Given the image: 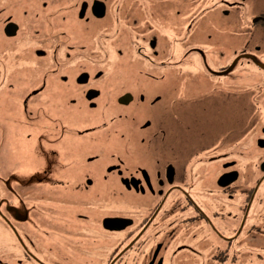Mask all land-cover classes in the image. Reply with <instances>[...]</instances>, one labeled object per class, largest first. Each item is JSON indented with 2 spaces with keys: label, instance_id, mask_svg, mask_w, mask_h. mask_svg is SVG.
I'll list each match as a JSON object with an SVG mask.
<instances>
[{
  "label": "flooded vegetation",
  "instance_id": "flooded-vegetation-1",
  "mask_svg": "<svg viewBox=\"0 0 264 264\" xmlns=\"http://www.w3.org/2000/svg\"><path fill=\"white\" fill-rule=\"evenodd\" d=\"M259 119L264 0H0V264H264Z\"/></svg>",
  "mask_w": 264,
  "mask_h": 264
},
{
  "label": "rangeland",
  "instance_id": "rangeland-1",
  "mask_svg": "<svg viewBox=\"0 0 264 264\" xmlns=\"http://www.w3.org/2000/svg\"><path fill=\"white\" fill-rule=\"evenodd\" d=\"M177 81V86L175 87V90H185V89H192V87L191 88H189L190 86H193V85H191L192 83H183L184 81L183 80H176ZM197 83H200V82H197ZM198 86L199 87H202V88H207V87H213V83H211V82H209V85L207 84V85H200V84H198ZM228 89V87H226V90ZM226 98V100H227V103H225L223 106H225V107H221V109H222V111H221V114L224 116V118H225V120L227 121L228 120V126H229V128H228V131L230 132V142L233 140L232 139V132H234L235 130L232 128L231 129V126H234L235 124H236V122L234 121V120H232V118H234V116L233 115H235V112H236V109H234V105H230V106H228V103L230 102V98L228 97V95L225 97ZM233 99V98H232ZM212 115H213V117L215 116V114L214 113H212ZM217 115H219V113L217 114ZM246 121V120H245ZM258 125H263L264 124V119L261 121L260 119L259 120H257V121H255ZM259 122V123H258ZM251 123H249L248 121L246 122V124H245V129H252L253 127H255V123H252L251 125H250ZM258 125H257V127H258ZM256 128V127H255ZM183 133V132H182ZM233 144H235V143H233L232 142V145ZM28 203H31V201L30 202H28ZM53 206H51V208H52ZM29 216H31L30 214H28ZM29 223H30V231H31V234L34 236V238H36L37 239V242L39 243V242H42L41 240H43V237H42V231H39V229H38V227H35V226H33V224H34V220L33 219H29ZM57 239V238H56ZM56 239H55V241H56ZM67 239L69 240V238L67 237ZM72 240V239H71ZM54 241V238L52 237L51 238V242H53ZM59 241L60 242H62L63 241V238H60L59 239ZM70 247L72 248L71 249V251L69 250V252H67L68 250L67 249H65L64 251H63V253L65 254V255H69V257L71 258V260L72 261H74V259H77V261H78V263L80 262V263H83L84 262V257L83 256H81L80 255V253H79V251H76L71 245H70ZM83 261V262H82Z\"/></svg>",
  "mask_w": 264,
  "mask_h": 264
}]
</instances>
